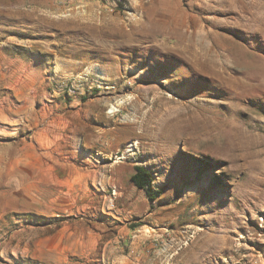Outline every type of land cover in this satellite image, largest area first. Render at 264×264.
<instances>
[{
    "label": "rangeland",
    "instance_id": "obj_1",
    "mask_svg": "<svg viewBox=\"0 0 264 264\" xmlns=\"http://www.w3.org/2000/svg\"><path fill=\"white\" fill-rule=\"evenodd\" d=\"M117 254L264 264V0H0V264Z\"/></svg>",
    "mask_w": 264,
    "mask_h": 264
},
{
    "label": "crops",
    "instance_id": "obj_2",
    "mask_svg": "<svg viewBox=\"0 0 264 264\" xmlns=\"http://www.w3.org/2000/svg\"><path fill=\"white\" fill-rule=\"evenodd\" d=\"M51 131H55V129H52ZM95 136L98 139V143H100L102 141V139H101L102 135L100 132H98V130H97V133H95ZM47 164H49V166L54 168L55 164L53 162H47ZM60 165H65V164H60ZM68 165H69V168H72V169H82L83 168V166L77 162H70ZM136 165H142V164H136L135 163L134 166H136ZM77 175L79 177L80 173L74 171V174H72L71 176L76 177ZM77 233L78 234L80 233V235L77 237L76 236L71 237V235L67 236V243L63 247V257L62 258H68L69 256H76V255L80 256V257L88 258L89 255H92V254L95 255V252L98 249L106 248L107 243L110 242V240L104 242V246H103L101 232L96 231L93 228H89V227L82 228V230L77 231ZM65 239H66L65 237L62 238V241L64 240L63 242H65L66 241ZM123 257H125V259ZM114 260L118 264H136V263H138V260L136 262L134 260L127 259L125 255H118V254H117V257L114 258ZM151 264H153V263H151Z\"/></svg>",
    "mask_w": 264,
    "mask_h": 264
},
{
    "label": "trees",
    "instance_id": "obj_3",
    "mask_svg": "<svg viewBox=\"0 0 264 264\" xmlns=\"http://www.w3.org/2000/svg\"><path fill=\"white\" fill-rule=\"evenodd\" d=\"M131 182L138 188L145 191L150 201L154 200L158 194L157 190L152 186V173L145 165L134 166V172L130 176Z\"/></svg>",
    "mask_w": 264,
    "mask_h": 264
},
{
    "label": "built area",
    "instance_id": "obj_4",
    "mask_svg": "<svg viewBox=\"0 0 264 264\" xmlns=\"http://www.w3.org/2000/svg\"><path fill=\"white\" fill-rule=\"evenodd\" d=\"M74 88H73V85L72 84H62L58 87V92H63V93H66L68 95L71 94V92H74Z\"/></svg>",
    "mask_w": 264,
    "mask_h": 264
},
{
    "label": "bare ground",
    "instance_id": "obj_5",
    "mask_svg": "<svg viewBox=\"0 0 264 264\" xmlns=\"http://www.w3.org/2000/svg\"><path fill=\"white\" fill-rule=\"evenodd\" d=\"M257 5H258V4H253L254 7H255V6L257 7ZM210 237H211V236H210Z\"/></svg>",
    "mask_w": 264,
    "mask_h": 264
}]
</instances>
